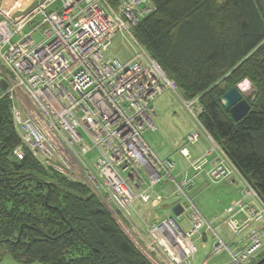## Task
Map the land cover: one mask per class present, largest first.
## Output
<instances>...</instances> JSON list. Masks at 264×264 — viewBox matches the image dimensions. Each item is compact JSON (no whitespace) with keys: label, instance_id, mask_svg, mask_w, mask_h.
<instances>
[{"label":"built area","instance_id":"2783aa9c","mask_svg":"<svg viewBox=\"0 0 264 264\" xmlns=\"http://www.w3.org/2000/svg\"><path fill=\"white\" fill-rule=\"evenodd\" d=\"M22 5L21 0H0V79L6 83L0 98L10 101L19 141L13 154L22 159L30 153L44 169L85 184L153 264H192L195 241H206L207 234L211 256L226 252L224 264L252 263L264 250V201L207 132L210 147L203 155L191 159L184 145L178 152L198 172L215 151L205 171L209 181L241 185L224 209L229 241L190 199L173 203L183 207L182 213L189 211L187 226L179 222L182 214L150 222L134 205L157 207L164 197L154 187L167 181L175 183V197L186 196L171 175L174 163L161 159L143 138L146 129L156 128L152 101L168 89L178 93L133 32L154 11L150 0H32L25 9ZM30 21L35 24L21 35ZM116 33L130 37L136 47L123 63L104 57ZM182 101L198 121L196 101ZM199 138L195 130L185 144Z\"/></svg>","mask_w":264,"mask_h":264},{"label":"trees","instance_id":"16d2710c","mask_svg":"<svg viewBox=\"0 0 264 264\" xmlns=\"http://www.w3.org/2000/svg\"><path fill=\"white\" fill-rule=\"evenodd\" d=\"M134 35L198 121L264 201V0H150ZM247 79L257 90L234 120L219 97ZM19 144L0 98V247L21 264H153L78 181L44 169ZM264 257L261 251L252 262ZM264 264V260L262 262Z\"/></svg>","mask_w":264,"mask_h":264},{"label":"rangeland","instance_id":"374dc122","mask_svg":"<svg viewBox=\"0 0 264 264\" xmlns=\"http://www.w3.org/2000/svg\"><path fill=\"white\" fill-rule=\"evenodd\" d=\"M30 3H32V0H24L22 8L25 9L29 7ZM34 24L35 22L31 21L26 23L21 35L28 32ZM40 37L41 36L38 31L33 33V38L35 41H38ZM135 50L136 47L133 45L130 37H124L121 33H116L112 38L109 50L104 52V57L107 59L118 60L120 63H123L132 56ZM152 106L154 107L156 113V115L152 118L156 129L152 131L146 129L143 133V138L149 147L161 159L168 158L174 163V168L171 170V175L177 184L179 183L180 185L184 186L186 196L184 194H179L177 197H175V183L167 181L154 187V191H160L161 193L165 194L163 200L165 201L164 203H161L155 208H151V206L148 204L143 205L135 203L134 205L142 215H144L146 212H149L148 220L151 222L154 218L163 219L172 216L173 214L171 208L175 201L183 204L187 203L186 199H190L191 202L202 212L205 218L212 223V226L215 228L220 237L226 242L229 241L231 232L227 226L221 222L223 218L220 217L219 220L213 221V215L218 214L220 209L225 206L228 200L234 197V195V199L237 198L238 193H235V190L237 191L238 188L240 190L241 185L239 183L228 184L226 181H219L217 183L210 182L208 187H206V185L196 184L193 189H187V185H185L186 180L184 182L183 180L186 179V177H191V172L193 171L191 168H189V170L187 169V172L178 174L179 170H186L188 165V161L185 157L179 154L178 149L180 146L184 145L189 150L191 159H196L200 155H203L205 150L210 147L208 141L205 138L204 130L201 128L196 118L189 112L179 93H176L170 89L165 90L160 96L152 101ZM195 130L199 132V141L195 145L185 144L186 136ZM157 147L160 149V152L156 150ZM230 185H234L233 187H235V190L229 189ZM181 214V221L179 222L182 223V225L187 226L189 211L186 210ZM173 216L176 217L175 215ZM211 242L212 237L210 234H207L206 241H195L197 251L193 256L192 264H220L223 261L226 263L229 260V256L226 252H221L212 258L208 253V246ZM207 254L208 257L211 258H209L206 263L202 262L206 258ZM0 264L21 263L15 262L9 254L5 253L1 246ZM31 264L41 263L34 262Z\"/></svg>","mask_w":264,"mask_h":264},{"label":"water","instance_id":"95a60500","mask_svg":"<svg viewBox=\"0 0 264 264\" xmlns=\"http://www.w3.org/2000/svg\"><path fill=\"white\" fill-rule=\"evenodd\" d=\"M244 80L237 84L236 87H232L224 92L219 97V100L222 103L223 107L228 110V113L234 120H239L247 114L250 108V104L253 103V100L257 95V90L252 85L246 94L239 91L238 85H241ZM5 86V81L3 79H0V87L4 89ZM171 211L173 215L178 216L183 212V207L179 203H175L172 206ZM173 215L171 216V218H173ZM263 260L264 257L255 262L247 264H262Z\"/></svg>","mask_w":264,"mask_h":264},{"label":"crops","instance_id":"0c3cea01","mask_svg":"<svg viewBox=\"0 0 264 264\" xmlns=\"http://www.w3.org/2000/svg\"><path fill=\"white\" fill-rule=\"evenodd\" d=\"M22 2L24 1V0H21ZM25 1H27V0H25ZM155 115H156V113H155ZM156 129V128H155ZM204 134H205V131H204ZM205 138H206V136H205ZM207 140V139H206ZM183 141H184V139H183ZM193 145H195V144H193ZM183 146V145H182ZM181 147V146H180ZM179 147V148H180ZM156 150L158 151V152H160V149L157 147L156 148ZM207 150V149H206ZM205 150V151H206ZM189 151V150H188ZM180 154V153H179ZM217 155V153L215 152V151H213V152H211L208 156H207V164H206V166L205 167H203L204 169L203 170H201V171H198V172H195V171H193V172H191L192 173V176L190 177H186V179H184L183 180V182L186 180V183H185V185H187V189H193L194 187H195V185L196 184H198V185H206V187H208V185L210 184V181H209V179H208V177L206 176V174H205V171L208 169V168H210V166H211V164H212V162H213V160H214V158H215V156ZM188 161V160H187ZM189 168H191L190 166H189V164L187 165V167H186V170H184V171H178V174H182V173H185V172H187V169L189 170ZM192 169V168H191ZM191 171V170H190ZM188 180H190V182H188ZM228 183V182H227ZM179 184V183H178ZM228 184H232V183H228ZM234 184H237V182H235ZM180 185V184H179ZM180 186H182V185H180ZM234 185H230V188L229 189H233V190H235V187H233ZM183 188H184V186H182ZM175 190H176V188H175ZM238 190H239V188H238ZM238 190L236 191L235 190V193H238L239 194V192H238ZM155 193L158 195V196H161V197H165V194H163V193H161L160 191H155ZM237 194V195H238ZM234 197H235V195H234ZM234 197H232V198H230L229 200H228V202L230 203L233 199H234ZM236 199V198H235ZM165 201H162L161 203H164ZM228 202H227V204H228ZM226 204V205H227ZM160 205V204H159ZM158 205V206H159ZM226 205L225 206H223L221 209H220V211L218 212V214H214L213 216H214V218H213V221L215 220V221H217V220H219V218L221 217V218H224V209L226 208ZM151 206V205H150ZM157 206V207H158ZM151 208H155V207H152L151 206ZM140 213V212H139ZM140 216H142L143 218H145V219H149V212H146L144 215H142L141 213H140ZM155 219V218H154ZM223 220V219H222ZM222 220H221V222H222ZM209 248H210V244H209V246H208V253H209ZM214 256H216V255H214ZM214 256H211L212 258L214 257ZM211 257H208V254L206 255V258L202 261V262H205L206 263V261L209 259V258H211ZM225 263V261H223V262H221L220 264H224Z\"/></svg>","mask_w":264,"mask_h":264},{"label":"clouds","instance_id":"9594fccd","mask_svg":"<svg viewBox=\"0 0 264 264\" xmlns=\"http://www.w3.org/2000/svg\"><path fill=\"white\" fill-rule=\"evenodd\" d=\"M250 87L251 82L247 79H245L241 85H238L239 91L245 94L249 91Z\"/></svg>","mask_w":264,"mask_h":264}]
</instances>
